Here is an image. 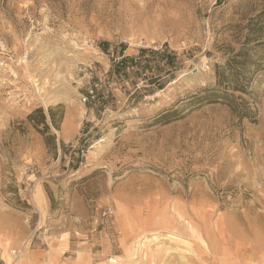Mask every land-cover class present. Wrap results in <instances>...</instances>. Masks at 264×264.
<instances>
[{"label":"rangeland","instance_id":"obj_1","mask_svg":"<svg viewBox=\"0 0 264 264\" xmlns=\"http://www.w3.org/2000/svg\"><path fill=\"white\" fill-rule=\"evenodd\" d=\"M9 263L264 264V0H0Z\"/></svg>","mask_w":264,"mask_h":264},{"label":"bare ground","instance_id":"obj_2","mask_svg":"<svg viewBox=\"0 0 264 264\" xmlns=\"http://www.w3.org/2000/svg\"><path fill=\"white\" fill-rule=\"evenodd\" d=\"M40 90V89H39ZM38 90V91H39ZM68 116L69 115H67V119H68ZM169 236V235H168ZM168 238H171L170 236L168 237ZM134 244V243H133ZM140 248L141 247V243L140 244H137L136 246H134L131 250H132V252L135 254V253H137V248ZM171 247H169V246H166V245H163V249H165V250H168V249H170ZM172 250V249H171ZM171 250H169L170 252H171ZM135 256V255H134ZM111 261L113 260V258L112 259H110ZM10 263H12V262H10ZM9 263V264H10Z\"/></svg>","mask_w":264,"mask_h":264},{"label":"trees","instance_id":"obj_3","mask_svg":"<svg viewBox=\"0 0 264 264\" xmlns=\"http://www.w3.org/2000/svg\"><path fill=\"white\" fill-rule=\"evenodd\" d=\"M49 115H50V118L52 119V112L51 110H49ZM41 121L44 122V115L42 113V116H41Z\"/></svg>","mask_w":264,"mask_h":264},{"label":"built area","instance_id":"obj_4","mask_svg":"<svg viewBox=\"0 0 264 264\" xmlns=\"http://www.w3.org/2000/svg\"><path fill=\"white\" fill-rule=\"evenodd\" d=\"M86 101V97H83L82 98V102H85ZM116 261V259H113L112 262L114 263Z\"/></svg>","mask_w":264,"mask_h":264}]
</instances>
